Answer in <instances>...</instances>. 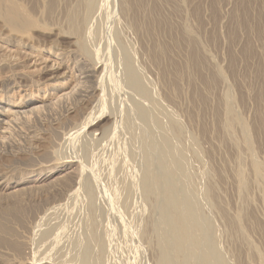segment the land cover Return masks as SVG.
Wrapping results in <instances>:
<instances>
[{
    "label": "rangeland",
    "instance_id": "obj_1",
    "mask_svg": "<svg viewBox=\"0 0 264 264\" xmlns=\"http://www.w3.org/2000/svg\"><path fill=\"white\" fill-rule=\"evenodd\" d=\"M13 1L36 24L11 29L0 0V264H264V0H244L254 21L233 38L241 0ZM15 102L41 107L15 117Z\"/></svg>",
    "mask_w": 264,
    "mask_h": 264
},
{
    "label": "bare ground",
    "instance_id": "obj_2",
    "mask_svg": "<svg viewBox=\"0 0 264 264\" xmlns=\"http://www.w3.org/2000/svg\"><path fill=\"white\" fill-rule=\"evenodd\" d=\"M2 1H3L2 3H4V5H5V9H3L4 11H3V13H2V14H3V18H4V20L6 21V23L9 25V27H10L11 29H14V30H22V31H24L26 28L28 29V27L33 26V25L36 24L35 20L29 15V13L25 10V8H24L23 6H21L20 4H18L17 2H15V1H13V0H2ZM2 3H1V5L3 6ZM3 7H4V6H3ZM241 10H242V14H241V16H242L243 19H244V25L241 23V18H239V15H238V11H239V10H235L234 13H233V19H234V25H235V26L232 28L233 30H232V32L230 33V35H231L232 38L234 37V34H235L234 31H235L237 28H239V27H243L244 29H246L247 31H249V28L252 26L251 23L254 21V20L250 17V14H249L248 8L244 5V0H241ZM196 12H197V11H196ZM256 20H257V24H256V29H255V31H256V32L258 33V35H259V34L262 32V30L264 29V25H263V24H264V14H263V9L260 8V9L258 10V12H257V14H256ZM80 22H81V21H80ZM82 22H83V21H82ZM78 23H79V22H77V24H78ZM85 23H86V22H85ZM73 25L76 26V23L73 24ZM81 26H82V25H81ZM82 27H83V26H82ZM82 27H79V29L82 28ZM76 28H77V26H76ZM72 29H73V28H72ZM77 29H78V28H77ZM83 29H84V27H83ZM74 30H75V29H74ZM81 31H82V30H81ZM78 32H80V31L77 30V33H78ZM82 32H84V31H82ZM82 32H81V33H82ZM21 33H22V32H21ZM24 33H26V32H24ZM75 33H76V32H75ZM83 34H85V33H83ZM77 36H79V35H77ZM84 36H85V35H83V37H84ZM5 37H6V36H5ZM5 37L3 36L2 38H5ZM8 37H10V36H7V38H8ZM80 38H82V37L80 36ZM0 39H1V37H0ZM82 40H84V41H82L83 43L86 42L85 39H82ZM16 41H17V39H16ZM19 41H20V40H19ZM21 41H22V40H21ZM27 41H28V40H27ZM23 42H24V40H23ZM23 42H21V43H23ZM26 43H27V42H26ZM87 46H88V44L86 45V47H87ZM84 47H85V46H84ZM32 48H33V47H32ZM40 48H41V47H40ZM56 48H58V47H56ZM36 49H37V48H36ZM48 49H49V48H48ZM51 49H52V48H51ZM127 50H128V49H127ZM66 51H67V50H66ZM89 51H90V50H89ZM130 51H131V50H130ZM50 52H51V51H50ZM50 52H49V53H50ZM251 52H252V49H251L250 43L247 42V43H246V47H245L243 53H244L245 55H251V54H252ZM41 53H42V52H41ZM129 54H130V52H129ZM131 54H132V53H131ZM64 55H65V54H64ZM66 55H67V54H66ZM57 56H58V55H57ZM127 56H128V55H127ZM34 57H35V56H34ZM42 57H43V56H42ZM76 57H77V56H76ZM125 57H126V56H125ZM43 58H44V57H43ZM60 58H61V57H60ZM130 58H131V57H130ZM47 59H48V58H47ZM76 59H77V58H76ZM128 59H129V58H128ZM53 60H54V59H53ZM64 60H65V59H64ZM131 60H132V59H131ZM133 60H134V59H133ZM135 61H136V60H135ZM129 62H130V61H129ZM138 62H139V61H138ZM199 62H200V61L197 60V61H196V64L198 65ZM75 63H76V62H75ZM233 63H234V59L231 58V65H233ZM130 64H131V63H130ZM67 65H68V64H67ZM132 65H133V64H132ZM132 65H131V67H132ZM56 66H57V65H56ZM79 66H80V65H79ZM127 66H128V65H127ZM199 66H200V64H199ZM128 67H129V66H128ZM197 67H198V66H197ZM200 67H201V66H200ZM49 68H50V67H49ZM78 68H79V67H78ZM129 68H130V67H129ZM131 69H132V71H134L133 68H131ZM198 69H199V68H198ZM129 70H130V69H129ZM86 71H87V70H86ZM67 72H68V71H67ZM135 72H136V70H135ZM138 72H139V71H138ZM258 77H260V75H258ZM147 78H148V77H147ZM145 79H146V77H145ZM62 81H63V80H62ZM65 81H67V80H65ZM81 82H82V81H81ZM136 82L138 83V80H137ZM141 82H142V80H141ZM141 82H140V84H141ZM77 83H78V82H77ZM133 83H134V82H133ZM143 83H144V82H143ZM66 84H67V83H66ZM66 84H65L64 82H61V80H60L59 83L54 82V83H52L51 86H52L53 88H57V89L60 91V90H64V89H65ZM149 84H151V83H149ZM26 85H27V84H26ZM74 85H75V84H74ZM76 85H77V84H76ZM138 85H139V84H138ZM146 85H148V83H147ZM8 87H9V86H8ZM10 87H11V85H10ZM52 87H51V88H52ZM138 87H139V86H138ZM143 87H144V86H143ZM143 87H142V88H143ZM148 87H150V86H148ZM75 88H76V86H75ZM150 88H151V87H150ZM71 89H72V88H71ZM144 89H145V88H144ZM151 89H152V88H151ZM12 90H14V89H12ZM74 90H75V89H74ZM74 90H73V91H74ZM145 91H147V90H145ZM148 91H149V90H148ZM66 92H67V91H65V92H63V93H61V94H59V96H61V97L58 96V98H62V99H64L63 96H64V95H67V94H68L69 92H71V91H68V93H66ZM148 93H149V92H148ZM148 93H147V94H148ZM70 94H71V93H70ZM70 94H68V95H70ZM9 95H10V94H9ZM53 95H54V94H53ZM2 96H4V95H2ZM149 96H150V95H149ZM157 96H158V95H157ZM56 97H57V96H56ZM65 97H67V96H65ZM159 98H160V97H159ZM55 99H57V98H55ZM59 100H61V99H59ZM28 101H29V100H28ZM155 101H156V100H155ZM157 101H159V99H158ZM157 101H156V103H157ZM256 101H257L258 104H261V103L263 102V100H262V95H261V94H259V95L257 96ZM160 102H161V101H160ZM28 103H29V102H28ZM150 103H151V102H150ZM156 103H155V104H156ZM158 103H159V102H158ZM11 104H12V105H11ZM24 104H25V103H24ZM31 104H32V103H31ZM46 104H47V103H46ZM151 104H152V103H151ZM28 105H29V104H25L24 106H23V104H22V105H19L17 102H15V103H10V104L8 105V107H7L6 109H4V110H6L8 114H15V117H17V116H16V113H18V114L21 113V114L23 115V114H25L26 112H29V113L31 114V112H34V113H35L36 110H38L37 108L41 107V106H40L41 104H40V105H36V106L33 105L34 107L31 106L32 108L30 107L29 109H28V108H27V109H24V107H27ZM47 105H48V104H47ZM161 105H162V104H161ZM261 105H262V104H261ZM151 106H152V105H151ZM159 106H160V104H159ZM229 106H230V105H229ZM259 106H260V105H259ZM43 107H44V105H43ZM154 107H155V106H154ZM157 107H158V105H157ZM1 108H2V107H1ZM4 108H5V107H4ZM151 108H152V107H151ZM151 108H149V109H150V110H153V109H151ZM163 108H164V107H163ZM35 109H36V110H35ZM158 109H160V108H158ZM1 110H2V109H1ZM33 110H34V111H33ZM39 110H40V108H39ZM2 111H3V110H2ZM30 111H31V112H30ZM150 112H151V111H150ZM157 112H160V110L157 111ZM146 113H147V112H146ZM162 113H164V112H162ZM168 113H169V112H168ZM5 114H6V113H5ZM5 114H4V115H5ZM21 114H20V115H21ZM149 114H150V113H149ZM170 114H171V113H170ZM259 114H260V113H259ZM259 114H257V116H256V117H257V118H256V119H257L256 121H257V123H258L259 125L262 123L261 126H263L264 123L261 122L262 118H261V115H259ZM25 115H26V114H25ZM25 115H24V116H25ZM27 115H28V114H27ZM143 115H145V114H143ZM143 115H142V117H143ZM154 115H157V114H154ZM150 116H151V115H150ZM168 116H170V115H168ZM171 116H172V115H171ZM26 117H27V116H26ZM147 117H148V114H147ZM147 117H146V118H147ZM155 117H156V116H155ZM155 117H154V118H155ZM166 117H167V116H166ZM172 117H174V116H172ZM23 118H24V117H23ZM28 118H29V117H28ZM160 118H162V117H160ZM160 118H159V119H160ZM7 119H9V118H7ZM18 119H20V118H18ZM18 119H17V120H18ZM147 120H150V119L148 118ZM153 120H154V119H153ZM162 120H163V119H162ZM164 120H165V119H164ZM167 120H168V119H167ZM2 121H3V120H0L1 123H2ZM7 121H8V120H7ZM263 121H264V120H263ZM5 122H6V121H5ZM10 122H11V121H10ZM16 122H17V121H16ZM150 122H151V121H150ZM153 122H154V121H153ZM158 122H159V120H158ZM160 122H161V121H160ZM165 122H166V121H165ZM165 122H164V123H165ZM171 122H172V121H171ZM171 122H170V123L168 122V123L170 124V126H171ZM144 123H145V121H144ZM148 123H149V122H148ZM148 123H147V124H148ZM257 123H256V125H258ZM7 124H8V123H7ZM138 124H139V123H138ZM139 125H140V124H139ZM153 125H154V124H153ZM164 125H165V124H164ZM137 126H138V125H137ZM141 126H142V124H141ZM155 126H156V125H155ZM170 126H169V127H170ZM261 126H260V127H261ZM256 127H257V126H256ZM5 128H6V127H5ZM5 128H4V129H5ZM138 128H139V127H138ZM143 128H144V127H143ZM145 128H147V127H145ZM161 128H162V127H161ZM163 128H164V127H163ZM258 128H259V126H258ZM258 128H256V129H258ZM261 129H262V127H261ZM141 130H142V129H141ZM164 130H165V129H164ZM170 130H171V129H170ZM263 130H264V127H263ZM3 131H6V130H3ZM145 131H146V130H145ZM154 131H155V130H154ZM160 131H161V130H160ZM166 131H167V130H166ZM245 131H246V130H245ZM260 131H261V130H260ZM260 131H258V134L260 133ZM157 132H158V131H157ZM164 132H165V131H164ZM167 132H168V131H167ZM243 132H244V131H243ZM246 132H248V131H246ZM154 133H155V132H154ZM170 133H171V132H170ZM244 133H245V132H244ZM140 134H141V133H140ZM150 134H151V133H150ZM160 134H161V133H160ZM160 134H159V135H160ZM185 134H186V133H185ZM245 134H247V133H245ZM90 135H91V134H90ZM153 135H154V134H153ZM153 135H152V136H153ZM156 135H157V134H156ZM164 135H165V134H164ZM172 135H173V134H172ZM154 136H155V135H154ZM187 136H188V135H187ZM246 136H248V135H246ZM159 137H160V136H159ZM167 137H168V134H167ZM171 137H173V136H171ZM154 138H155V137H154ZM163 138H164V137H163ZM174 138H175V137H174ZM176 138H177V137H176ZM176 138H175V139H176ZM186 138H187V137H186ZM189 138H190V137H189ZM191 138H192V137H191ZM193 138H194V137H193ZM146 139H147V138H146ZM156 139H157V137H156ZM159 139H160V138H159ZM159 139H158V140H159ZM164 139H165V138H164ZM164 139H163V140H164ZM168 139H169V138H168ZM178 139H179V138H177V140H178ZM249 139H250V138H249ZM135 140H136V139H135ZM144 140H145V139H144ZM161 140H162V139H161ZM161 140H160V141H161ZM193 140H195V139H193ZM0 141H1V140H0ZM149 141H150V139H149ZM87 142H88V141H87ZM145 142H146V140H145ZM155 142L159 143V141H157V140H156ZM168 142H169V141H168ZM178 142H179V141H178ZM184 142H185V141H184ZM195 142H196V141H195ZM246 142H247V141H246ZM128 143H129V142H128ZM130 143L132 144V142H130ZM151 143H152V140H151ZM165 143H166V142H165ZM170 143L172 144L173 142L170 141ZM186 143H187V142H186ZM131 144H130V145H131ZM138 144H139V142H138ZM142 144H143V143H142ZM153 144H154V143H153ZM161 144H162V143H161ZM161 144H160V145L158 144V145L161 146ZM166 144H167V143H166ZM179 144H180V143H179ZM189 144H190V143H189ZM197 144H198V143H197ZM87 145H88V144H87ZM134 145H135V143H133L132 146H134ZM145 145H146V144H145ZM168 145H169V144H168ZM175 145H177V143H176ZM247 145H249L248 142H247ZM132 146H131V147H132ZM152 146H153V145H152ZM165 146H167V145H165ZM177 146H178V145H177ZM128 147H129V146H128ZM161 147H163V146H161ZM161 147H160V148H161ZM169 147H171V145H169ZM179 147H180V146H179ZM183 147H184V146H183ZM188 147H189V146H188ZM248 147H250V146H248ZM142 148H143V147H142ZM147 148H148V147H147ZM153 148H155V147H153ZM153 148H152V149H153ZM160 148H159V149H160ZM166 148H167V147H166ZM166 148H165V150H166ZM184 148H185V147H184ZM126 149H127V148H126ZM145 149H146V148H145ZM172 149H173V148H172ZM172 149L170 150L171 152H172ZM181 149H182V148H181ZM186 149H187V148H186ZM120 150H121V149H120ZM128 150H129V149H128ZM134 150H135V149H134ZM143 150H144V149H143ZM176 150H177V149H176ZM190 150H192V149L190 148ZM190 150H189V151H190ZM130 151H132V150H130ZM135 151H136V150H135ZM158 151H159V150H158ZM160 151H162V150L160 149ZM182 151H183V150H182ZM194 151H197V150L195 149ZM123 152H124V151H123ZM123 152H122V153H123ZM125 152H126V150H125ZM132 152H133V151H132ZM150 152H151V150H150ZM163 152H164V151H163ZM168 152H169V151H168ZM168 152H167V153H168ZM176 152H177V151H176ZM198 152H199V151H198ZM120 153H121V152H120ZM134 153H135V152H134ZM145 153H146V151H145ZM147 153H148V152H147ZM158 153H159V152H158ZM173 153H174L173 155L176 154L175 152H173ZM192 153L194 154V152H192ZM130 154H131V156H132V153H130ZM152 154H153V153H152ZM163 154H164V153H163ZM182 154H183V153H182ZM193 154H192V155H193ZM127 155L129 156V154H127ZM146 155L148 156V154H146ZM160 155H161V154H160ZM171 155H172V153H171ZM178 155H179V154H178ZM197 155H198V153H197ZM133 156L136 157V155H134V154H133ZM155 156H156V155H155V151H154V157H155ZM169 156H170V154H169ZM183 156H184V155H183ZM194 156H196V155H194ZM198 156H199V155H198ZM144 157H145V156H144ZM157 157H158V154H157ZM157 157H156V158H157ZM160 157H161V156H160ZM162 157H164V155H163ZM162 157H161V159H162ZM167 157H168V156H167ZM180 157H181V156H180ZM126 158H127V157H126ZM133 158H134V157H133ZM146 158H147V157H146ZM151 158H152V157H151ZM174 158H175V157H174ZM174 158H172V159H174ZM185 158H186V157H185ZM131 159H132V158H131ZM158 159H159V161H161V162L163 161V159H162V160H160V158H158ZM166 159H167V158H166ZM166 159H165V160H166ZM168 159H169V158H168ZM168 159H167V160H168ZM172 159L170 158L171 161H172ZM177 159H178V158H177ZM177 159H175V160L177 161ZM167 160H166V161H167ZM123 161H124V160H123ZM147 161H149V160L147 159ZM157 161H158V160H157ZM166 161H165V164H166ZM171 161H170V163H171ZM173 161H174V160H173ZM176 161H175V163H176ZM183 161H185V160H183ZM130 162H132V161H130ZM138 162H139V161H138ZM168 162H169V160H168ZM179 162H180V161H179ZM186 162H187V161H186ZM114 163H115V162H114ZM123 163H124V162H123ZM133 163H135V162H133ZM147 163H148V162H147ZM162 163H163V162H162ZM180 163H181V162H180ZM257 163H258V161H257ZM257 163H256V164L253 163V164H254L253 167H254V170H255L254 172H256V175H257L258 173L261 172V171H260L261 168L263 169L262 165L259 164V165L261 166V168H259V166L257 165ZM263 163H264V162H263ZM115 164H117V163H115ZM128 164H129V163H128ZM141 164H142V163H141ZM150 164H151V161H150ZM159 164H160V163H159ZM184 164H185V163H184ZM253 164H252V165H253ZM126 165H127V163H126ZM144 165L146 166L147 164H144ZM144 165H143V166H144ZM161 165H162V164H161ZM175 165H176V164H175ZM175 165H174V168H175ZM187 165H188V164H187ZM112 166H113V165H112ZM118 166H119V165H118ZM149 166H150V165H149ZM149 166H148V167H149ZM155 166H156V164H155ZM157 166H158V165H157ZM157 166H156V168H157ZM159 166H160V165H159ZM159 166H158V167H159ZM165 166H166V165H165ZM165 166H164V168H165ZM170 166H171V165H170ZM182 166H183V165H182ZM182 166H181V167H182ZM116 167H117V166H116ZM120 167H121V166H120ZM123 167H124V166H123ZM133 167H134V166H133ZM168 167H169V166H168ZM176 167H179V168H180V164H179V166L177 165ZM142 168H143V167H142ZM174 168H172V170H173ZM184 168H185V166H184ZM188 168H189V167H188ZM116 169H118V168H116ZM120 169H121V168H119V170H120ZM145 169H146V168H145ZM145 169H143V170H145ZM167 169H169V168H167ZM185 169H187V167H186ZM119 170H118V171H119ZM122 170H123V169H122ZM122 170H121V171H122ZM147 170H148V168H147ZM156 170H161V168L156 169ZM175 170H177V168H175ZM175 170H174V172H175ZM180 170H181V169H180ZM263 170H264V169H263ZM115 171H116V170H115ZM126 171H127V170H126ZM133 171H134V170H133ZM141 171H142V170H141ZM154 171H155V170H154ZM154 171H153V172H154ZM162 171H164V170H162ZM165 171H166V170H165ZM168 171H169V170H168ZM177 171H178V170H177ZM187 171H188V170H187ZM70 172H71V171H70ZM123 172H124V171H123ZM131 172H132V171H131ZM142 172H143V171H142ZM155 172L157 173L158 171H155ZM180 172H181V171H180ZM185 172H186V170H185ZM191 172H192V171H191ZM262 172H263V171H262ZM262 172H261V173H262ZM125 173H126V172H125ZM127 173H128V172H127ZM134 173H136V172H134ZM137 173H138V172H137ZM143 173H144V175H147V174H145V172H143ZM146 173H147V172H146ZM176 173H179V172H176ZM181 173H182V172H181ZM240 173H241V172H240ZM263 173H264V172H263ZM49 174H50V173H49ZM138 174H139V173H138ZM140 174H141V173H140ZM154 174H155V173H154ZM157 174H158V173H157ZM170 174H171V173H170ZM170 174H169V175H170ZM172 174H173V173H172ZM174 174H175V173H174ZM120 175H121V174H120ZM163 175H165V174H163ZM163 175H162V176H163ZM169 175H168V177H169ZM179 175H180V174H179ZM179 175H178V176H179ZM181 175H182V174H181ZM190 175H191V174H190ZM193 175H194V174H193ZM262 175H263V174H262ZM108 176H109V175H108ZM117 176H118V175H117ZM126 176H128V175H126ZM141 176H143V175H141ZM141 176H140V177H141ZM149 176H150V175H149ZM158 176H160V175H158ZM185 176H187V175H185ZM136 177H137V176H136ZM138 177H139V176H138ZM145 177H146V176H145ZM160 177H161V176H160ZM180 177H181V176H180ZM192 177H193V176H192ZM113 178H114V177H113ZM118 178H119V177H118ZM120 178L122 179L123 177L120 176ZM158 178H159V177H158ZM158 178H157V179H158ZM171 178H172V177H171ZM182 178H183V175H182ZM193 178H194V177H193ZM240 178H242V177L240 176ZM110 179H111V178H110ZM135 179H136V178H135ZM140 179H141V178H140ZM146 179H147V177H146ZM153 179H154V177H153ZM161 179H163V178H161ZM165 179H167V178H165ZM180 179H181V178H180ZM188 179H189V178H188ZM194 179H195V178H194ZM112 180H113V179H112ZM116 180H117V179H115V181H116ZM130 180H131V178H130ZM149 180H150V179H149ZM168 180H172V179H168ZM176 180H177V179H176ZM182 180H183V179H182ZM186 180H187V177H186ZM190 180H191V179H190ZM107 181H108V179H107ZM122 181H123V180H121V181H119V182H122ZM124 181H125V180H124ZM160 181H162V180H160ZM192 181H193V180H192ZM240 181H241V180H240ZM105 182H106V181H105ZM111 182H112V181H111ZM129 182H130V181H129ZM132 182H133V181H132ZM139 182H140V181H139ZM139 182H138V183H139ZM141 182H142V181H141ZM148 182H149V181H148ZM163 182H164V181H163ZM170 182H171V181H170ZM173 182H174V181H173ZM182 182H183V181H182ZM187 182H188V181H187ZM187 182H186V183H187ZM238 182H239V181H238ZM124 183H125V185L127 184L126 181H125ZM130 183H131V182H130ZM133 183H134V182H133ZM145 183H146V182H145ZM145 183H144V184H145ZM160 183H161V182H160ZM164 183H165V182H164ZM174 183H176V182H174ZM174 183H173V184H174ZM183 183H184V182H183ZM183 183H182V185H183ZM193 183L195 184V182H193ZM200 183H201V182H200ZM122 184H123V183H122ZM135 184H136V183H135ZM147 184H148V183H147ZM167 184H168V182H167ZM171 184H172V182H171ZM127 185H129V183H128ZM131 185H132V184H131ZM131 185H130V186H131ZM139 185H140V184H139ZM150 185H151V184H150ZM152 185H153V183H152ZM164 185H165V184H164ZM177 185H179V184L177 183ZM180 185H181V184H180ZM187 185H188V184H187ZM192 185H193V184H192ZM196 185H197V184H196ZM108 186H109V185H108ZM115 186H116V185H115ZM136 186H137V185H136ZM142 186L144 187V185H142ZM145 186H146V184H145ZM159 186H160V188H161L163 185L161 186V185L159 184ZM173 186H174V185H173ZM184 186H185V185H184ZM184 186H183V187H184ZM189 186H190V184L188 185V188H189ZM198 186H199V185H198ZM198 186H197V187H198ZM116 187H117V186H116ZM122 187H123V186H122ZM126 187H127V186H126ZM126 187L124 186V188H125L124 190H126ZM131 187H132V186H131ZM148 187H149V186H148ZM185 187H186V186H185ZM89 188H90V187H89ZM145 188H146V187H145ZM151 188H152V187H151ZM169 188H171V187H169ZM172 188H173V187H172ZM174 188H177V186L174 187ZM188 188H187V189H188ZM191 188H192V187H190L189 190H190ZM204 188H205V187H204ZM90 189H91V188H90ZM118 189H119V188H118ZM147 189H148V188H147ZM161 189H162V188H161ZM163 189H165V186H164ZM178 189H179V188H178ZM181 189H184V188H180V190H181ZM185 189H186V188H185ZM193 189H194V188H193ZM193 189H192V190H193ZM195 189H196V186H195ZM197 189H198V188H197ZM136 190H137V189H136ZM156 190H157V189H156ZM168 190H169V189H168ZM168 190H167V192H168ZM170 190H171V189H170ZM207 190H208V189H207ZM117 191H118V190H117ZM127 191H130V190H127ZM146 191H147V190H146ZM161 191H162V190H161ZM171 191H172V190H171ZM176 191H177V190H176ZM187 191H188V190H187ZM196 191H197V190H196ZM131 192H132V191H131ZM141 192H142V191H141ZM144 192H145V191H144ZM151 192H152V191H151ZM158 192H159V191H158ZM189 192H191V191H189ZM197 192H198V191H197ZM204 192H205V191H204ZM114 193H115V192H114ZM123 193H124V192H123ZM126 193L129 194V192H126ZM138 193H139V192H138ZM163 193H164V192H163ZM165 193H166V191H165ZM165 193H164V194H165ZM170 193H171V192H170ZM170 193H169V194H170ZM187 193H188V192H187ZM205 193H206V192H205ZM208 193H209V191H208ZM91 194H92V193H91ZM110 194H111V193H110ZM115 194H117V193H115ZM131 194H132V193H131ZM131 194H130V195H131ZM142 194H143V193H142ZM147 194H148V193H147ZM147 194H146V195H147ZM157 194H158V193H157ZM161 194H162V193H161ZM166 194H167V193H166ZM169 194H168V195H169ZM171 194H174V193H171ZM176 194H177V193H176ZM180 194H182V193H180ZM180 194H179V195H180ZM183 194H184V193H183ZM188 194H190V193H188ZM192 194H193V192H192ZM111 195H112V194H111ZM121 195H122V194H121ZM123 195H124V194H123ZM126 195H127V194H126ZM132 195H133V194H132ZM146 195H145V197L148 196V195H147V196H146ZM158 195H159V194H158ZM185 195H186V194H185ZM195 195L197 196V193H196ZM199 195H200V194H199ZM206 195H208V194H206ZM209 195H210V194H209ZM119 196H120V195H119ZM134 196H135V195H134ZM138 196H140V195H138ZM138 196H137V197H138ZM141 196H142V195H141ZM149 196H150V193H149ZM149 196H148V197H149ZM155 196H156V195H155ZM164 196H165V195H164ZM174 196H176V195H174ZM181 196H182V195H181ZM187 196H188V195H187ZM192 196H193V195H192ZM210 196H211V195H210ZM92 197H93V196H92ZM142 197H143V196H142ZM156 197H157V196H156ZM161 197H162V196H161ZM167 197H168V196H167ZM172 197H173V195H172ZM172 197H171V198H172ZM190 197H191V196H190ZM124 198L126 199V198H128V197L125 196ZM151 198H152V197H151ZM168 198H169V197H168ZM171 198H169V199H171ZM173 198H174V197H173ZM181 198H182V197H181ZM183 198H185V197H183ZM193 198H194V197H193ZM197 198H198V197H197ZM208 198H209V197H208ZM122 199H123V198H122ZM128 199L130 200V199H132V198L129 197ZM134 199H135V198H134ZM146 199H147V198H146ZM154 199H155V198H154ZM154 199H153V200H154ZM163 199H165V198H163ZM177 199H178V197H177ZM188 199H190V198H188ZM191 199H192V198H191ZM119 200H120V199H119ZM123 200H124V199H123ZM123 200H122V201H123ZM135 200H136V199H135ZM181 200H182V199H181ZM193 200H195V199H193ZM193 200H191V201H193ZM197 200H201V199H197ZM204 200L206 201V199H204ZM208 200H209V199H208ZM117 201H118V199H117ZM122 201H121V202H122ZM126 201H127V200H126ZM133 201H134V200H133ZM143 201H145V200L143 199ZM155 201H156V200H155ZM157 201H158V200H157ZM168 201H169V200H168ZM173 201H177V200H173ZM179 201H180V200H179ZM185 201H186V200H185ZM187 201H188V200H187ZM187 201H186V204H187ZM189 201H190V200H189ZM191 201H190V202H191ZM195 201H196V200H195ZM195 201H194V202H195ZM212 201H213V200H212ZM141 202H142V201H141ZM158 202H159V201H158ZM162 202H164V201H162ZM170 202H171V201H170ZM194 202H193V203H194ZM202 202H203V201H202ZM208 202H209V201H207V203H208ZM122 203H123V202H122ZM126 203H127V202H126ZM128 203H129V202H128ZM138 203H139V202H138ZM171 203H172V202H171ZM171 203H170V204H171ZM177 203H178V202H177ZM193 203H192V204H193ZM209 203H210V202H209ZM211 203H212V202H211ZM133 204H135V203L133 202ZM167 204H168V203H167ZM184 204H185V203H184ZM197 204H198V206H200V205H201V202H200V204L197 202ZM123 205H124V204H122V206H123ZM130 205H131V204H130ZM159 205H160V202H159ZM162 205H166V204L163 203ZM162 205H161V206H162ZM174 205H175V204H174ZM174 205H173V206H174ZM178 205H179V204H178ZM181 205H182V203H181ZM188 205H191V204H188ZM193 205H194V204H193ZM207 205H209V204H207ZM128 206H129V205H128ZM128 206H126V207H128ZM142 206H143V205H142ZM142 206H141V207H142ZM175 206H176V205H175ZM186 206H187V205H186ZM186 206H185V207H186ZM194 206H195V209H196V211H197V210H198V209H197L198 207L196 206V204H195ZM120 207H121V206H120ZM130 207H131V206H130ZM132 207H133V206H132ZM164 207H166V206H164ZM167 207H168V206H167ZM176 207H177V206H176ZM124 208H125V207H124ZM135 208H136V207H135ZM159 208H160V207H159ZM161 208H162V207H161ZM172 208H173V207H172ZM174 208H175V207H174ZM182 208H184V207H182ZM186 208H187V207H186ZM121 209H122V208H121ZM126 209H127V208H126ZM165 209H166V208H165ZM177 209H178V208H177ZM177 209H176V211L178 212ZM179 209H180V208H179ZM193 209H194V208H193ZM122 210H123V209H122ZM127 210H128V209H127ZM171 210H172V209H171ZM185 210H186V209H185ZM187 210H188V209H187ZM190 210H192V209H190ZM124 211H125V210H124ZM163 211H164V210H163ZM163 211H162V212H163ZM168 211H169V210H168ZM182 211H183V209H182ZM188 211H189V210H188ZM188 211H186V212H188ZM193 211H194V210H193ZM196 211H195V212H196ZM156 212H157V211H156ZM162 212H161V213H162ZM191 212H192V211H191ZM195 212H194V213H195ZM129 213H130V212H129ZM172 213H174V212H172ZM189 213H190V212H189ZM196 213H197V212H196ZM130 214H131V213H130ZM134 214H135V213H134ZM156 214H157V213H156ZM159 214H160V213H159ZM178 214H179V213H178ZM181 214H182V213H181ZM181 214H180V215H181ZM126 215H127V214H126ZM184 215H186L185 212H184ZM190 215H191V213H190ZM127 216H129V215H127ZM134 216H135V215H134ZM136 216H137V215H136ZM138 216H139V215H138ZM162 216H163V215H162ZM164 216H165V214H164ZM168 216H169V214H168ZM168 216H167V217H168ZM170 216H171V215H170ZM191 216H192V215H191ZM191 216H190V218H191ZM200 216H201V215H200ZM51 217H52V216H51ZM73 217H74V216H73ZM90 217H91V216H90ZM121 217H122V216H121ZM124 217H126V216H124ZM167 217H166V218H167ZM175 217H176V215H175ZM128 218H129V217H128ZM135 218H136V217H135ZM159 218L161 219V217H159ZM171 218H172V217H170L169 219H171ZM181 218H182V217H181ZM183 218H184V217H183ZM183 218H182V219H183ZM188 218H189V217H188ZM73 219H74V218H73ZM120 219H121V218H120ZM123 219H124V218H123ZM137 219H138V218H137ZM137 219H136V221H137ZM163 219H164V217H163ZM176 219H177V218H176ZM193 219H194V218H193ZM195 219L197 220L196 217H195ZM203 219L205 220V218H203ZM203 219L201 218L202 221H203ZM207 219H208V218H206V220H207ZM86 220H87V219H86ZM89 220H90V219H89ZM89 220H87V221H89ZM121 220H122V219H121ZM125 220H127V219H125ZM138 220H139V219H138ZM165 220H166V219H165ZM165 220H164V222H165ZM173 220H174V219H173ZM190 220H191V219H190ZM196 220H195V221H196ZM198 220H199V218H198ZM210 220H211V219H210ZM210 220H209V222L211 223ZM47 221H48V220H47ZM67 221H68V219H67ZM91 221H92V220H91ZM93 221H94V220H93ZM118 221H119V220H118ZM155 221H156V220H155ZM168 221H169V220H168ZM171 221H172V220H171ZM179 221H181V220L179 219V220L176 221V222H179ZM183 221H185V219H184ZM186 221H188L187 218H186ZM202 221H200V222L202 223ZM212 221H213V220H212ZM138 222H139V221H138ZM156 222H157V221H156ZM160 222H161V221H160ZM172 222H173V221H172ZM181 222H182V221H181ZM196 222H197V221H196ZM196 222H194V223H196ZM200 222H199V223H200ZM204 222H206V221H204ZM209 222H207V225H208ZM67 223H68V222H67ZM94 223H95V222H94ZM105 223H106V222H105ZM111 223H112V222H111ZM121 223H122V222H121ZM127 223H129V222H126V224H127ZM168 223H169V222H168ZM192 223H193V221H192ZM201 223H200V224H201ZM86 224H87V223H86ZM96 224H97V222H96ZM101 224H102V222H101ZM136 224H137V223H136ZM164 224H166V222H165ZM173 224H174V223H173ZM180 224H182V223H180ZM183 224H184V223H183ZM183 224H182V226H183ZM186 224L188 225V222H187ZM189 224H190V223H189ZM197 224H198V223H197ZM203 224H204V223H203ZM50 225H51V224H50ZM88 225H89V224H88ZM88 225H86V226H88ZM92 225H93V224H92ZM97 225H98V224H97ZM97 225H96V226H97ZM99 225H100V224H99ZM127 225H128V224H127ZM160 225H161V224H160ZM160 225H159V226H160ZM168 225H170V224H168ZM168 225H167V226H168ZM176 225H177V224H176ZM187 225H185V226L187 227ZM191 225H192V224H191ZM93 226H94V225H93ZM130 226H131V224H130ZM164 226H165V225H164ZM167 226H166V227H167ZM171 226H172V224H171ZM178 226H179V225H178ZM189 226H190V225H189ZM197 226H198V225H197ZM200 226H201V225H200ZM205 226H206V224H205ZM73 227H74V226H73ZM97 227H98V226H97ZM97 227H96V228H97ZM100 227H101V226H100ZM136 227H137V226H136ZM166 227H164L163 229H165ZM169 227H170V226H169ZM174 227H175V228H173V229H176V226H174ZM183 227H184V226H183ZM186 227H185V229H186ZM191 227H192V226H191ZM203 227H204V226H203ZM203 227H202V228H203ZM207 227H208V226H207ZM207 227H206V228H207ZM209 227H210V226H209ZM211 227H212V226H211ZM105 228H106V227H105ZM105 228H104V229H105ZM108 228H109V227H108ZM179 228H181V226H180ZM179 228H178V229H179ZM188 228H189V227H188ZM192 228H193V227H192ZM198 228H199V227H197V229H198ZM200 228H201V227H200ZM206 228H204V229H206ZM86 229H87V227H86ZM86 229H85V230H86ZM94 229H95V227H94ZM94 229H93V230H94ZM101 229H102V228H101ZM157 229H159V228H157ZM161 229H162V228H161ZM168 229H169V228H168ZM168 229H166V231H167ZM170 229H171V228H170ZM170 229H169V231H170ZM190 229H191V228H190ZM190 229H189V232H190ZM87 230H88V229H87ZM91 230H92V229H91ZM102 230H103V229H102ZM107 230H108V229H107ZM127 230H128V229H127ZM181 230L183 231V229H181ZM186 230H188V229H186ZM193 230H194V229H192V231H193ZM208 230H209V229H208ZM73 231H74V230H73ZM105 231H106V229H105ZM108 231H109V230H108ZM118 231H121V228H120ZM163 231H164V230H163ZM166 231H165V232H166ZM171 231H173V230L171 229ZM179 231H180V230H179ZM179 231H178V232H179ZM184 231H185V230H184ZM196 231H197V230H196ZM203 231H205V230H203ZM211 231H212V229H211ZM214 231H215V230H214ZM91 232H92V231H91ZM100 232H101V231H100ZM102 232H104V231H102ZM116 232H117V231H116ZM167 232H168V231H167ZM187 232H188V231H187ZM187 232H186V234H187ZM189 232H188V234H189ZM205 232H206V231H205ZM207 232H208V231H207ZM207 232H206V233H207ZM72 233H73V232H72ZM85 233H86V231H85ZM85 233H84V234H85ZM98 233H99V232H98ZM170 233H171V232H170ZM193 233H194V232H193ZM208 233H210V232H208ZM90 234H91V233H90ZM99 234H100V233H99ZM107 234H108V233H107ZM122 234H123V233H122ZM172 234H173V233H172ZM172 234H171V235H172ZM179 234H180V233H179ZM181 234H182V233H181ZM186 234H184V235H186ZM188 234H187V235H188ZM197 234H198V233H197ZM77 235H78V234H77ZM77 235H76V236H77ZM86 235H87V234H86ZM166 235H169V234H165V237H166ZM173 235H174V234H173ZM175 235H176V234H175ZM177 235H178V234H177ZM187 235H186V237H187ZM195 235H196V234H195ZM207 235H208V234H207ZM80 236H81V235H80ZM87 236H88V235H87ZM91 236H93V235L91 234ZM111 236H112V235H111ZM113 236H114V235H113ZM118 236H119V233H118ZM178 236H179V235H178ZM198 236H200V235L198 234ZM202 236H203V232H202ZM205 236H206V235H205ZM208 236H209V235H208ZM213 236H214V235H213ZM119 237H120V236H119ZM165 237H163V235H162V237H161L160 239L163 240ZM169 237H170V236H169ZM182 237H183V236H182ZM182 237H181V238H182ZM200 237H201V236H200ZM203 237H204V236H203ZM210 237H212V236H210ZM78 238H79V237H78ZM162 238H163V239H162ZM192 238H196V237H192ZM119 239H120V238H119ZM165 239H166V238H165ZM117 240H118V239H117ZM167 240H168V238H167ZM169 240H170V239H169ZM180 240H181V239H180ZM180 240H179V241H180ZM189 240H191V239H189ZM196 240H197V239H196ZM198 240H200V239H198ZM198 240H197L196 242H198ZM203 240H205V238H204ZM215 240H216V239H215ZM200 241H201V240H200ZM205 241H206V240H205ZM216 241H217V240H216ZM74 242H75V241H74ZM161 242H162V241H161ZM166 242H167V241H166ZM169 242H170V241H169ZM169 242H167V243L169 244ZM175 242H176V241H174L173 243L175 244ZM177 242H178V239H177ZM177 242H176V243H177ZM210 242H212V241H210ZM77 243H78V242H77ZM79 243H80V242H79ZM121 243H122V242H121ZM193 243H194V242H193ZM202 243H203V242H202ZM214 243H215V242H213V244H214ZM73 244H74V243H73ZM73 244H71V245H73ZM165 244H166V243H165ZM179 244H180V243H179ZM185 244H186V243H185ZM185 244H184V246H185ZM188 244H189V243H188ZM191 244H192V243H191ZM191 244H189V245H191ZM195 244H196V243H195ZM206 244H207V243H206ZM211 244H212V243H211ZM211 244H210V245H211ZM74 245H76V244H74ZM160 245H161V244H160ZM171 245H172V244H171ZM182 245H183V244H182ZM210 245H209V246H210ZM214 245H215V244H214ZM164 246H165V245H164ZM166 246H167V245H166ZM166 246H165V248H166ZM187 246H188V245H187ZM197 246H198V245H197ZM206 246H208V245H206ZM206 246H205V247H206ZM216 246H217V245H216ZM216 246H214V247H216ZM48 247H49V246H48ZM62 247H63V246H62ZM73 247H74V246H72V249H73ZM119 247H120V246H119ZM171 247H173V246H171ZM174 247H175V246H174ZM177 247H179V246L177 245ZM217 247H218V246H217ZM217 247H216V248H217ZM168 248H169V247H168ZM186 248H189V247H186ZM195 248H196V246H195ZM200 248H201V247H200ZM200 248H198V249H200ZM209 248H210V247H208L207 249H209ZM216 248H215V249H216ZM166 249H167V248H166ZM169 249H170V248H169ZM178 249H179V248H178ZM190 249H191V248H190ZM190 249H188V250H190ZM205 249H206V248H205ZM210 249H211V248H210ZM212 249H213V247H212ZM212 249H211L210 251H212ZM73 250H74V249H73ZM73 250H72V251H73ZM77 250H78V249H77ZM161 250H162V249H161ZM170 250H171V249H170ZM175 250H176V249H175ZM185 250H186V249H185ZM185 250H184V251H185ZM191 250H192V249H191ZM70 251H71V250H70ZM162 251H163V250H162ZM164 251H165V250H164ZM199 251H200V250H199ZM201 251H202V248H201ZM208 251H209V250H208ZM215 251H216V250H215ZM215 251H214V252H215ZM65 252H66V250H65ZM81 252H82V250H81ZM169 252H170V251H169ZM169 252H168V253H169ZM179 252H180V251H179ZM193 252H194V251H193ZM195 252H196V251H195ZM206 252H207V251H206ZM206 252H205V254H206ZM217 252H218V251H217ZM161 253H162V252H161ZM163 253H164V256H165V253H167V252H163ZM172 253H173V252H172ZM210 253H211V252H210ZM221 253H222V252H221ZM67 254H68V253H67ZM190 254H191V253H190ZM198 254H199V253H198ZM200 254H201V253H200ZM222 254H224V253H222ZM73 255H74V254H73ZM169 255H170V253H169ZM173 255H174V253H173ZM173 255H172V256H173ZM191 255H192V254H191ZM210 255H213V253L210 254ZM63 256H64V254H63ZM162 256H163V255H162ZM186 256H187V259L190 257V256L187 255V253H186ZM192 256H194V255H192ZM199 256H201V255H199ZM213 256H214V255H213ZM213 256H212V257H213ZM61 257H62V256H61ZM78 257H79V256H78ZM86 257H87V256H86ZM166 257L168 258L169 256L166 255ZM210 257H211V256H210ZM212 257H211V260H212ZM214 257H217L216 254H215ZM218 257H219V256H218ZM164 258H165V257H164ZM167 258H166V259H167ZM170 258H171V256H170ZM185 258H186V257H185ZM195 258H197V256H195ZM198 258H199V257H198ZM200 258H202V257H200ZM205 258H206V257H205ZM220 258H221V257H220ZM224 258H225V257H224ZM62 259H63V258H62ZM65 259H66V258H65ZM72 259H73V258H72ZM166 259H163V260L166 261ZM175 259H176V258H175ZM177 259H178V258H177ZM187 259H185V260H187ZM190 259H191V257H190ZM203 259H204V258H203ZM208 259H209V258H208ZM215 259H216V258H215ZM222 259H223V257H222ZM222 259H219V261H221ZM168 260H169V258H168ZM170 260H172V258H171ZM192 260H193V259H192ZM198 260H199V259H198ZM198 260H196V261H198ZM161 261H162V260H161ZM216 261L218 262V259H216ZM226 261H227V260H226ZM228 261H229V260H228ZM169 262L171 263V261H169ZM172 262H173V260H172ZM178 262H179V261H178ZM186 262H187V261H186ZM188 262H189V261H188ZM190 262H191V261H190ZM198 262H199V261H198ZM201 262H202V259H201ZM205 262H206V261H205ZM210 262H211V261H210ZM221 262H222V261H221ZM221 262H220V263H221ZM161 263H162V262H161ZM167 263H168V262H167ZM180 263H181V262H180ZM180 263H179V264H180ZM194 263H195V262H194ZM218 263H219V262H218ZM230 263H231V262H229V264H230ZM163 264H165V263H163ZM168 264H169V263H168ZM174 264H175V263H174ZM190 264H191V263H190ZM196 264H199V263L196 262ZM200 264H201V263H200ZM204 264H208V263L206 262V263H204ZM209 264H210V263H209ZM212 264H213V262H212ZM215 264H217V263H215ZM222 264H223V262H222ZM227 264H228V262H227Z\"/></svg>",
    "mask_w": 264,
    "mask_h": 264
}]
</instances>
